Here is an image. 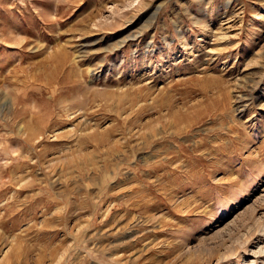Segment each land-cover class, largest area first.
Listing matches in <instances>:
<instances>
[{"label": "rangeland", "instance_id": "374dc122", "mask_svg": "<svg viewBox=\"0 0 264 264\" xmlns=\"http://www.w3.org/2000/svg\"><path fill=\"white\" fill-rule=\"evenodd\" d=\"M0 264H264V0H0Z\"/></svg>", "mask_w": 264, "mask_h": 264}]
</instances>
